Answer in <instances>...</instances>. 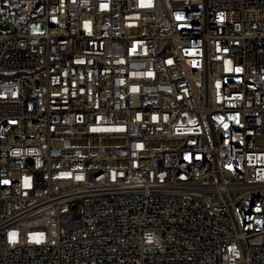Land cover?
Listing matches in <instances>:
<instances>
[{
	"label": "built area",
	"instance_id": "built-area-1",
	"mask_svg": "<svg viewBox=\"0 0 264 264\" xmlns=\"http://www.w3.org/2000/svg\"><path fill=\"white\" fill-rule=\"evenodd\" d=\"M0 264H264V0H0Z\"/></svg>",
	"mask_w": 264,
	"mask_h": 264
},
{
	"label": "rangeland",
	"instance_id": "rangeland-1",
	"mask_svg": "<svg viewBox=\"0 0 264 264\" xmlns=\"http://www.w3.org/2000/svg\"><path fill=\"white\" fill-rule=\"evenodd\" d=\"M32 28V31L34 32H40L43 30V25L41 23H38V22H34L31 26ZM41 83H42V79H40Z\"/></svg>",
	"mask_w": 264,
	"mask_h": 264
},
{
	"label": "snow or ice",
	"instance_id": "snow-or-ice-1",
	"mask_svg": "<svg viewBox=\"0 0 264 264\" xmlns=\"http://www.w3.org/2000/svg\"><path fill=\"white\" fill-rule=\"evenodd\" d=\"M144 6V5H142ZM147 6H150V5H147ZM169 63H171V61H169ZM236 71H240V69H236ZM4 183H8L7 181H4ZM12 238L14 239L15 238V233L12 234Z\"/></svg>",
	"mask_w": 264,
	"mask_h": 264
},
{
	"label": "clouds",
	"instance_id": "clouds-1",
	"mask_svg": "<svg viewBox=\"0 0 264 264\" xmlns=\"http://www.w3.org/2000/svg\"><path fill=\"white\" fill-rule=\"evenodd\" d=\"M149 239H150V240H153V239H157V238L154 237V236H149Z\"/></svg>",
	"mask_w": 264,
	"mask_h": 264
}]
</instances>
